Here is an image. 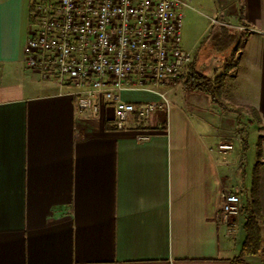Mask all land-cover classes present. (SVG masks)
<instances>
[{
    "label": "crops",
    "instance_id": "0c3cea01",
    "mask_svg": "<svg viewBox=\"0 0 264 264\" xmlns=\"http://www.w3.org/2000/svg\"><path fill=\"white\" fill-rule=\"evenodd\" d=\"M32 1L11 9L16 23L0 52V264H230L245 237L257 143L264 242V0H213L201 33L214 26L237 47L225 98L260 119L251 165L234 109L182 82L166 88L163 108L122 129L105 128L110 107L79 112L68 85L25 67ZM226 23L245 28L241 46ZM198 55L189 70L211 78L213 58ZM123 98L140 104L158 96ZM222 142L232 149L219 151ZM226 192L240 195L229 236L221 222ZM244 261L264 264V253Z\"/></svg>",
    "mask_w": 264,
    "mask_h": 264
},
{
    "label": "built area",
    "instance_id": "2783aa9c",
    "mask_svg": "<svg viewBox=\"0 0 264 264\" xmlns=\"http://www.w3.org/2000/svg\"><path fill=\"white\" fill-rule=\"evenodd\" d=\"M185 5L182 0H33L25 67L68 85L79 112L94 114L104 105L112 110L115 128L130 126L135 117L166 105V88L192 63V51L181 46ZM132 91L158 99L132 104L123 98ZM217 147L224 152L232 144ZM239 204V193L222 195L221 222L228 236L236 229Z\"/></svg>",
    "mask_w": 264,
    "mask_h": 264
},
{
    "label": "rangeland",
    "instance_id": "374dc122",
    "mask_svg": "<svg viewBox=\"0 0 264 264\" xmlns=\"http://www.w3.org/2000/svg\"><path fill=\"white\" fill-rule=\"evenodd\" d=\"M185 2V6L181 9L183 12L182 26H181V46L189 45L193 46V52L199 50L198 61L201 59H207L212 57L214 62L210 63L209 70H211V79L219 76L221 72L226 70L229 73L235 72L237 62V47H233L234 44L230 37L223 36L221 32H218L216 27L212 26L208 28L205 37H201V33L207 23V16L210 15L209 8L213 7V0H182ZM229 28L230 36H235L238 44V40L241 38L240 34L244 31H237L232 27V24L226 23ZM237 31V32H236ZM203 36V35H202ZM211 38V39H210ZM212 40V41H211ZM188 50V49H187ZM192 52V55H193ZM203 75V74H202ZM176 84L181 86V82L184 81V76ZM221 82V83H220ZM217 87L215 86L216 98L222 105L230 106L236 112V118L238 121L237 136L240 140L246 138L248 142V152L245 155V163L251 165V162L255 158V146L257 143V134L259 130L256 125L255 117L250 112V108L245 104L234 105L232 101L227 100L225 97L231 93L234 81L228 75H224L220 80ZM229 97V96H228ZM244 162V160H243Z\"/></svg>",
    "mask_w": 264,
    "mask_h": 264
},
{
    "label": "trees",
    "instance_id": "16d2710c",
    "mask_svg": "<svg viewBox=\"0 0 264 264\" xmlns=\"http://www.w3.org/2000/svg\"><path fill=\"white\" fill-rule=\"evenodd\" d=\"M245 34V31L240 34L241 38L238 40L237 46H241V42L243 41ZM227 74L228 72L226 70V74L225 72H223L219 76L211 79L206 77L205 75L194 72L191 68L189 70L188 68L187 73L184 75L185 79L182 83H184V85H187L188 88L200 90L208 94L214 102H217L219 105H222L221 102L216 98L215 86L217 87L223 76ZM249 110L255 117L256 122L259 123L260 119L257 115L256 110L253 108H250ZM105 128L115 129L112 124L109 127L108 122L105 123ZM260 155V144L257 143V159L255 163L254 176L246 200V204L243 208L245 214V222L243 225L245 237L238 254L230 261V264H246L244 261L245 257L264 253V242H262L260 231L261 215L257 195V166L260 162Z\"/></svg>",
    "mask_w": 264,
    "mask_h": 264
},
{
    "label": "snow or ice",
    "instance_id": "6c2138e0",
    "mask_svg": "<svg viewBox=\"0 0 264 264\" xmlns=\"http://www.w3.org/2000/svg\"><path fill=\"white\" fill-rule=\"evenodd\" d=\"M16 4H18V0H10L8 4L0 5V52H2L5 40L16 23V17L11 11Z\"/></svg>",
    "mask_w": 264,
    "mask_h": 264
}]
</instances>
